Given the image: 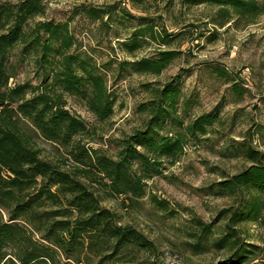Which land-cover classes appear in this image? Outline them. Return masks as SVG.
Returning <instances> with one entry per match:
<instances>
[{
	"label": "trees",
	"instance_id": "obj_1",
	"mask_svg": "<svg viewBox=\"0 0 264 264\" xmlns=\"http://www.w3.org/2000/svg\"><path fill=\"white\" fill-rule=\"evenodd\" d=\"M192 1L219 7L225 19L234 15L252 23L264 13L259 0ZM45 11L44 0L0 3V264H117V254L154 251V241L121 224L114 211L102 206L97 192L144 197L147 179L162 174V158L175 162L187 136L206 134L216 116L202 114L183 125L185 133L162 135L168 118L178 120L181 90L175 81L145 85L152 92V99L139 105L148 115L145 125L121 140L116 157L89 147L77 138L89 130L87 123L67 108L66 95L79 97L99 120H107L115 103L107 76L91 57L71 52L77 39L68 22L32 23ZM86 12L100 16L95 9ZM156 35L148 24L123 45L132 53L141 47L139 37ZM16 45L46 71L39 84L9 86L8 58ZM176 55L161 51L157 59L143 57L130 65L137 73L158 75ZM39 133L65 147L67 155L44 159L34 145ZM244 154L250 166L218 183L225 195L244 194L238 207L219 212L225 228L215 236L213 223H195L197 240L189 243L195 252L207 246L227 252L210 264H264V153L247 147ZM151 199L163 209L167 204L155 195ZM248 223L261 228L260 243L239 227Z\"/></svg>",
	"mask_w": 264,
	"mask_h": 264
},
{
	"label": "rangeland",
	"instance_id": "obj_2",
	"mask_svg": "<svg viewBox=\"0 0 264 264\" xmlns=\"http://www.w3.org/2000/svg\"><path fill=\"white\" fill-rule=\"evenodd\" d=\"M20 0H0L17 3ZM264 5V0H259ZM43 16L32 19L68 22L77 41L71 52L89 56L107 76L114 114L99 120L77 96L66 95L67 108L88 126L79 135L89 147L116 157L121 140L142 128L147 114L139 105L152 99L150 88L175 81L181 90L175 115L165 122L161 134L174 135L198 116L211 113L215 122L204 135L187 136L183 153L175 162L162 158V174L147 179V194L137 200L98 191L101 204L118 215L121 224L133 226L154 241V251L117 254V264H210L227 256L210 246L195 252L196 220L213 223L219 234L226 220L218 214L238 207L244 194H223L219 182L248 166L247 147L264 153V13L250 23L245 18L219 14V7L192 0H44ZM98 11L89 16L86 9ZM225 21V24H220ZM148 24L156 39L139 37L141 47L130 53L124 42L135 38ZM161 51L177 55L158 75L135 72L130 62L143 57L157 59ZM9 86L39 84L46 71L34 55L16 45L9 54ZM184 125V126H183ZM34 145L44 159L56 161L67 149L34 134ZM166 201L163 209L151 196ZM260 243L256 224H240ZM8 251L11 249L8 247Z\"/></svg>",
	"mask_w": 264,
	"mask_h": 264
}]
</instances>
